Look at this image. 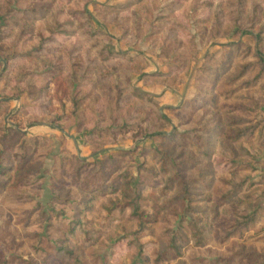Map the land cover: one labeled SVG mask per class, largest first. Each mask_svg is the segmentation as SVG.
Here are the masks:
<instances>
[{"label": "rangeland", "instance_id": "374dc122", "mask_svg": "<svg viewBox=\"0 0 264 264\" xmlns=\"http://www.w3.org/2000/svg\"><path fill=\"white\" fill-rule=\"evenodd\" d=\"M175 132L213 138L209 158ZM161 151L211 229L156 263L185 205L176 183L165 188L174 169ZM98 174L118 190L82 193ZM124 174L142 182L145 227L115 207ZM262 256L264 0H0V264Z\"/></svg>", "mask_w": 264, "mask_h": 264}, {"label": "trees", "instance_id": "16d2710c", "mask_svg": "<svg viewBox=\"0 0 264 264\" xmlns=\"http://www.w3.org/2000/svg\"><path fill=\"white\" fill-rule=\"evenodd\" d=\"M148 96V95H146ZM235 138L241 137L245 131L244 130H237ZM174 138H177L178 143L181 147L189 148L195 150L200 156L207 159L209 158V154L214 148V139L208 136L204 138L201 135H194L193 138L185 135L184 133L175 132L173 134ZM121 154H126V152L121 151ZM159 162L163 167H166L168 164L173 167L174 173L170 178L166 180L165 188L169 189L173 186V183L180 188V191L183 194V198L185 200V205L182 209L181 216L179 219L178 229L173 232L171 239L169 241V245L166 249L161 251L155 258L156 263L168 262L171 260H175L181 257V242L186 244L189 240L195 245L200 246L205 242L203 238L204 233H208L211 227L201 224L200 219H196L194 214L197 211H201L199 209L192 208L187 204L188 196H189V182H185L180 175V172L177 168V164L175 165L172 157L166 151L158 152ZM99 165L102 163H98ZM101 166L98 167L100 169ZM165 171V169H164ZM121 195L124 199L123 202H119L115 205L117 207L121 204V207L130 209V215L140 222V227H145L147 223L144 220V213L140 209V201L142 199V188H141V181L139 176H128L127 174L122 175L121 177ZM80 190L82 193H85L88 196L92 195H103L105 192L109 191L110 193H114L118 190V187L114 186L113 183L105 182V178L102 174L95 175L92 180H82L80 183ZM88 206V204H86ZM83 204H79L82 209H87V206ZM255 214H252L246 218H243L244 222H235V227L241 226H248L253 223L255 219ZM214 217L216 219L217 212H214ZM183 227H187L190 230L191 236L188 239L183 233ZM72 228L70 229L69 233H72ZM57 253L64 254L74 260V254L72 251L68 250L67 248H60L57 247ZM264 259V256H262ZM225 262L226 260L223 259ZM262 264H264V260H262Z\"/></svg>", "mask_w": 264, "mask_h": 264}, {"label": "crops", "instance_id": "0c3cea01", "mask_svg": "<svg viewBox=\"0 0 264 264\" xmlns=\"http://www.w3.org/2000/svg\"><path fill=\"white\" fill-rule=\"evenodd\" d=\"M186 93H184V95H185ZM183 100V99H182Z\"/></svg>", "mask_w": 264, "mask_h": 264}]
</instances>
